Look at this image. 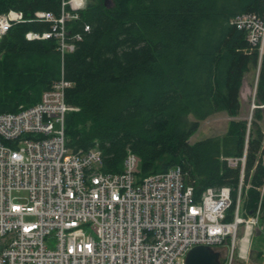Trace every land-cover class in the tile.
Returning a JSON list of instances; mask_svg holds the SVG:
<instances>
[{
  "label": "trees",
  "instance_id": "1",
  "mask_svg": "<svg viewBox=\"0 0 264 264\" xmlns=\"http://www.w3.org/2000/svg\"><path fill=\"white\" fill-rule=\"evenodd\" d=\"M10 9L25 21L0 37V113L35 104L63 77L71 83L65 101L77 108L64 119L73 152L96 146L101 170L120 172L131 150L140 159L139 177L179 166L196 199L207 187L228 186L230 221L240 165L224 158L246 149L239 211L264 215V55L258 65L246 30L232 22L244 13L263 16L264 0H87L65 22L74 49L64 53L54 37H25L50 29L33 14L58 16L61 0H0V14ZM256 66L257 107L248 122L238 118L240 91ZM216 112L231 117L225 133L191 142L200 121Z\"/></svg>",
  "mask_w": 264,
  "mask_h": 264
},
{
  "label": "built area",
  "instance_id": "2",
  "mask_svg": "<svg viewBox=\"0 0 264 264\" xmlns=\"http://www.w3.org/2000/svg\"><path fill=\"white\" fill-rule=\"evenodd\" d=\"M85 4L61 0L58 16L35 11L33 18L49 22L50 29L29 31L25 37H54L61 53L72 51L65 22L76 17L71 11ZM23 21L20 11L1 13L0 37L13 23ZM232 22L246 30L260 61L264 15L244 13ZM70 85L61 77L35 104L0 113V264H183L196 245L217 250L221 264H233L236 254L249 255L247 245L259 209L248 217L239 213L246 149L239 157L224 158L230 167L240 165L237 206L226 221L231 205L228 186L207 187L196 199L179 166L139 177L140 159L127 150L120 172H104L98 147L69 149L64 119L77 109L65 101ZM14 192H23L26 202H17ZM243 223L245 244L237 246Z\"/></svg>",
  "mask_w": 264,
  "mask_h": 264
},
{
  "label": "rangeland",
  "instance_id": "3",
  "mask_svg": "<svg viewBox=\"0 0 264 264\" xmlns=\"http://www.w3.org/2000/svg\"><path fill=\"white\" fill-rule=\"evenodd\" d=\"M258 66L250 67L249 71L245 74L243 84L240 91V101L241 107L239 111L238 118L247 119L248 122L251 120L254 109L257 107L255 104L254 94L257 81ZM262 106V105H261ZM263 109V119L260 122V125L264 132V107ZM230 116L226 112H216L206 119L200 121L199 128L193 135L190 137V141L194 142L201 138L211 136V135H221L225 133ZM264 161V156H263ZM14 199L21 204L26 202L25 194L23 192L13 193ZM237 206V204H236ZM236 208V207H235ZM240 216L248 217L249 215H243L239 211ZM264 215L259 212L258 222L253 228L252 235L247 245L249 249V255L247 257H242L236 254V257L233 259V264H264V220L262 219ZM245 224L243 223L239 226L237 230V246L242 245V238L244 235ZM228 244V243H227ZM245 244V243H244ZM225 250V247L221 248V251ZM237 252V250H236ZM220 258H222L220 256Z\"/></svg>",
  "mask_w": 264,
  "mask_h": 264
},
{
  "label": "water",
  "instance_id": "4",
  "mask_svg": "<svg viewBox=\"0 0 264 264\" xmlns=\"http://www.w3.org/2000/svg\"><path fill=\"white\" fill-rule=\"evenodd\" d=\"M219 252L208 245H196L189 249L183 264H221Z\"/></svg>",
  "mask_w": 264,
  "mask_h": 264
},
{
  "label": "crops",
  "instance_id": "5",
  "mask_svg": "<svg viewBox=\"0 0 264 264\" xmlns=\"http://www.w3.org/2000/svg\"><path fill=\"white\" fill-rule=\"evenodd\" d=\"M83 3H87V0H83Z\"/></svg>",
  "mask_w": 264,
  "mask_h": 264
}]
</instances>
